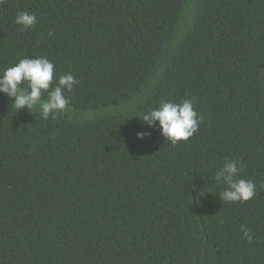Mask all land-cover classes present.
Listing matches in <instances>:
<instances>
[{"label":"trees","instance_id":"1","mask_svg":"<svg viewBox=\"0 0 264 264\" xmlns=\"http://www.w3.org/2000/svg\"><path fill=\"white\" fill-rule=\"evenodd\" d=\"M26 57L79 83L48 120L0 94V264H264V0H5L0 70ZM188 98L187 141L142 127ZM228 160L247 202L220 200Z\"/></svg>","mask_w":264,"mask_h":264},{"label":"clouds","instance_id":"2","mask_svg":"<svg viewBox=\"0 0 264 264\" xmlns=\"http://www.w3.org/2000/svg\"><path fill=\"white\" fill-rule=\"evenodd\" d=\"M5 0H0L3 4ZM21 31H29L36 23L34 13L21 11L13 21ZM52 36V33L48 34ZM54 64L47 57L22 58L14 65L0 70V94L7 96L15 110L27 109L39 114L43 120L56 118L68 110L70 99L65 92L73 91L79 81L71 74L60 75L56 86ZM194 99L188 98L179 103L161 100L159 105L140 117L142 127H156L164 141L176 145L187 141L199 129L203 117L194 108ZM127 114V113H125ZM148 131L137 132V139L150 135ZM241 168L237 161L228 160L218 168L214 179L223 185L218 192L224 203H244L256 195V184L251 180L239 178ZM243 236L252 242L250 231L242 226Z\"/></svg>","mask_w":264,"mask_h":264}]
</instances>
